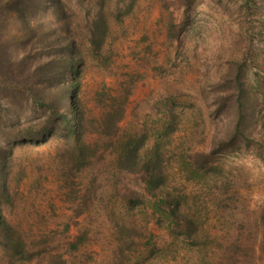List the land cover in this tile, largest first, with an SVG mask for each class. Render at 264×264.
I'll use <instances>...</instances> for the list:
<instances>
[{"label":"rangeland","instance_id":"rangeland-1","mask_svg":"<svg viewBox=\"0 0 264 264\" xmlns=\"http://www.w3.org/2000/svg\"><path fill=\"white\" fill-rule=\"evenodd\" d=\"M60 1L63 16L48 8L31 22L37 36L76 46L74 105L89 149L76 161L62 136L14 143L43 116L23 87L2 89L0 216L18 246L0 242V264H264V0ZM0 13V55L15 70L33 54L30 73L36 46L14 12ZM54 97L49 88L45 103ZM153 147L163 193L187 197L180 211L196 229L170 232L151 210L142 162L120 163L119 152Z\"/></svg>","mask_w":264,"mask_h":264},{"label":"trees","instance_id":"trees-1","mask_svg":"<svg viewBox=\"0 0 264 264\" xmlns=\"http://www.w3.org/2000/svg\"><path fill=\"white\" fill-rule=\"evenodd\" d=\"M48 8L52 10V14L55 16H63L60 0H8L5 10L0 7V12L9 9L15 13L21 30L26 34L25 37L28 36V40H33L36 46L34 59L37 62L34 69L30 73L27 72L31 64L29 59L33 58V54L30 56L27 53L15 64V70H13L8 67L9 58L0 55V93L2 89L11 85L12 82L14 87H23L22 90L26 91L31 98L33 97L34 103L43 116L41 122L17 128L16 134L13 136L14 143L24 144L29 141L38 145L43 144L49 138L62 136L65 142L72 141L74 145L73 153L75 154L73 158L77 161L89 149V146L83 142L80 111L74 105L76 95L73 91L77 89L79 84L76 81V76L79 72L80 60L76 55L77 50L73 41H68L65 37L59 35H55L54 39H50L49 36H47L48 39L43 36H37L31 19H35L36 14ZM4 20V16L0 13V32L4 28ZM91 22L89 42L94 46L95 50L100 51L106 38L107 26L101 14L97 15L96 19ZM35 74V79L29 82L28 79ZM24 83H26L27 88L21 85ZM49 88L55 91L54 102L45 103L44 97L46 96V90ZM116 112L115 119H113L115 122H113L112 127L118 131V122L124 112V102H121V105L116 108ZM158 149L153 147L139 153L135 148L125 151L122 155L119 152L118 156L120 163L126 168L134 167L139 162H142L146 191L150 197L154 198V200L149 202L151 210L154 214L164 215L165 220L168 222L166 228L173 233L175 232L174 230L182 228L183 223L184 227H188L190 223L195 225L196 221L194 214L185 215L183 211H180L181 202L186 203L187 197L185 195L163 193L167 175L161 166V155ZM5 187L6 184L3 182L0 191L1 195L6 194ZM151 191L153 192L150 193ZM162 205H166L167 210L162 209ZM11 233L10 227L3 220V217L0 216V242L6 247L16 248L18 244L14 241ZM193 235L195 238L199 236ZM261 253L264 257V231Z\"/></svg>","mask_w":264,"mask_h":264}]
</instances>
